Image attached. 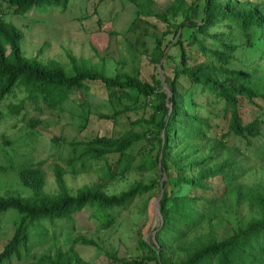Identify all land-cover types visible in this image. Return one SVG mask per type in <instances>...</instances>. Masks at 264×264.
Here are the masks:
<instances>
[{
  "label": "trees",
  "instance_id": "trees-1",
  "mask_svg": "<svg viewBox=\"0 0 264 264\" xmlns=\"http://www.w3.org/2000/svg\"><path fill=\"white\" fill-rule=\"evenodd\" d=\"M3 1L13 14L22 15L42 5L63 10L70 0ZM128 1L136 8L128 28L148 17L154 29H158L156 22L161 23L146 59L153 70L162 58L171 62L170 73L162 77L165 88L156 76L146 81L123 72L105 75L101 65L74 57L67 47L63 48L67 64L40 59L41 47L25 56L23 31L0 15V106L15 92L23 94L16 104L0 111V117L19 119L35 129L40 120L30 115L24 119L25 100L36 113L44 109L60 116L70 93L85 90L88 82L102 84L113 109L95 113L98 119L111 122L130 109L131 91L146 97L150 105L122 134L98 132L78 142L80 153L64 160L69 170L52 161V191L45 189V172L39 164L12 167L5 178L1 173L7 170L0 162V178L8 185H0V215L9 211L14 219L0 249V264L27 254L32 232L38 228L35 235L47 233L45 222L52 226L56 247L29 264H89L74 245L101 248L82 234L74 235L75 215L93 208V218L106 227L114 211L136 197L150 196L153 190L157 198L161 193L152 236L144 239L137 232L141 254L133 258L104 251L111 263L264 264V143L252 150L264 126V0H190L187 9L171 6L161 11L151 8L152 2L141 8L135 0ZM93 13L102 26L104 19L95 8ZM180 78L187 86L180 84ZM209 97L223 108L213 112ZM89 106L82 116L69 113L80 120V128ZM249 110L252 115L244 116ZM135 123L148 128L134 131ZM49 141L52 147L65 138L53 136ZM142 143L155 154L151 160L134 164L132 151ZM101 161L103 167L94 181L68 186L66 176L73 178L86 164ZM74 163L79 168L72 167ZM122 182L127 185L115 192L113 185ZM242 211L247 214L244 221ZM61 231L63 239L58 244Z\"/></svg>",
  "mask_w": 264,
  "mask_h": 264
},
{
  "label": "rangeland",
  "instance_id": "rangeland-1",
  "mask_svg": "<svg viewBox=\"0 0 264 264\" xmlns=\"http://www.w3.org/2000/svg\"><path fill=\"white\" fill-rule=\"evenodd\" d=\"M189 1L135 0L141 8H145L152 2L151 8L158 11L171 6L173 9L179 6L180 9L184 10L190 7ZM93 8L97 10L100 18L104 19V24L100 27L96 23V14L93 13ZM135 9L133 3L128 0H102L101 2L70 0L63 10L55 5H42L22 15H15L10 9L5 8L4 1L0 0L1 18L4 21L12 22L23 31L21 46L23 44L25 56H31V50L36 52L41 47L40 59L54 58L67 64L68 58L63 52V48L67 47L74 57L86 60L93 65H101L105 75L113 76L116 72H123L146 81H151L154 76L161 79L165 74L170 73L171 62L167 63L162 58L160 64L163 65V68L153 70L146 59V55L153 45V35L159 33L161 23L156 22L158 29H154L149 24L150 17H148L142 19L143 21H137L134 26L131 25L128 28L134 18ZM193 14L194 11H191L190 15ZM143 30H146L147 34L142 33ZM170 37L171 35L167 36V38ZM68 67L66 66V68ZM180 84L187 86V81L180 78ZM86 87L85 90H73L70 93V98L65 102L64 111L60 116L44 109L36 113L32 110V104L25 100L26 115L24 119L26 120L30 115L40 120L35 129L27 126L24 121L19 119L11 120L7 117H0V158H2L0 162L7 170L1 173L3 177L6 178L13 172L12 167L39 164L45 172V189L52 191L55 188L54 177L49 168L52 161H57L61 167L69 170L70 166L64 160L80 153L81 144L78 142L90 138L98 132L103 135H120L128 129L130 122L139 120L150 107L146 104V97L131 91L130 98L134 101H127L130 109L118 115L111 122L98 119L95 113H111L113 109L106 101V92L102 84L88 82ZM22 98V93L15 92L5 99L0 106V111L6 109L8 104H16ZM201 98L204 99V96L201 95ZM208 102H210L209 108L213 112H218L223 108V104L212 101V97H209ZM79 103H83V105L78 107ZM88 103L90 104V113L87 115L83 128H80L78 126L80 120H76L75 116H70L74 114L82 116ZM186 108H189L188 105ZM197 109L200 113L206 114L202 108ZM252 113L253 111L249 110L244 116H251ZM147 128L148 126L143 123H135L131 127L134 131L146 130ZM53 136H63L65 142L59 141L57 146L51 147L52 142L49 141V138ZM5 140L9 141V144H5ZM261 143H264V126L260 136L253 142L252 150H256L255 147ZM149 151L144 143L133 150L134 164H139L140 160H151L155 150L152 148ZM246 151L249 152L250 149ZM249 155L250 160L256 162L253 155ZM72 167L79 168V164L74 163ZM101 167H103L102 161L86 164L79 175L73 178L65 177L68 186L77 188L85 183L90 184L96 179ZM2 180L0 178V185L8 186ZM11 183L13 182L11 181ZM126 185L127 183L122 182L113 185V188L117 192ZM93 211V208H84L75 215L73 221L74 235L82 234L92 239L101 248L91 245H74L73 249L76 253L89 264H113L104 255V251L115 252L118 257L133 258L138 256L141 251L137 241V232L143 233L144 239H146L148 236H152L151 228L158 223L155 190L150 196L136 197L125 208L114 211L112 221L106 227H102L93 218ZM240 213L244 221L247 214L243 211ZM10 214L11 212L7 211L0 215V249L11 234V224L14 219ZM231 218L233 219V215ZM43 225L47 233L41 231L39 236L35 235L38 228L32 232L33 236L29 238L28 243V253L21 259L13 258L4 264H29L39 260L44 253H51L56 247L52 241V226L47 222ZM62 235L63 231L57 237L61 236L57 241L58 244L63 239ZM61 246L62 249H65L68 245L66 243Z\"/></svg>",
  "mask_w": 264,
  "mask_h": 264
},
{
  "label": "water",
  "instance_id": "water-1",
  "mask_svg": "<svg viewBox=\"0 0 264 264\" xmlns=\"http://www.w3.org/2000/svg\"><path fill=\"white\" fill-rule=\"evenodd\" d=\"M159 66H160V62H159V64H158V69H160ZM160 82H161V84H162V87L165 88L164 83H163V79H162V78L160 79ZM162 178H163V176H162ZM160 193H161V191H160ZM160 193H159V195H158L157 201H158V199H159V197H160Z\"/></svg>",
  "mask_w": 264,
  "mask_h": 264
}]
</instances>
